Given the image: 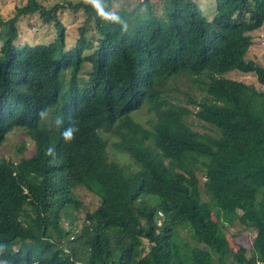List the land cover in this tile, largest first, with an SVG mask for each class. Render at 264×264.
<instances>
[{"label":"trees","instance_id":"16d2710c","mask_svg":"<svg viewBox=\"0 0 264 264\" xmlns=\"http://www.w3.org/2000/svg\"><path fill=\"white\" fill-rule=\"evenodd\" d=\"M164 3L161 17L141 0L132 27L113 0L68 2L85 15L69 51L59 7L0 11V146L16 130L32 143L0 152V264H264V67L245 57L264 0H216L210 21L195 0ZM35 12L58 35L19 49ZM183 77L203 92L188 104ZM214 210L256 231L250 252Z\"/></svg>","mask_w":264,"mask_h":264},{"label":"rangeland","instance_id":"374dc122","mask_svg":"<svg viewBox=\"0 0 264 264\" xmlns=\"http://www.w3.org/2000/svg\"><path fill=\"white\" fill-rule=\"evenodd\" d=\"M46 9H50L54 6L59 7L58 18L63 22L66 32V50H73L77 46V39L80 35L78 28L83 25L85 20V15L82 11L75 12L70 7H68V2H77L79 0H38ZM201 8V12L206 20L210 21L216 13V0H195ZM28 0H0V11L5 19L13 18L16 16V9L18 6L26 5ZM157 15L165 16V3L164 0H151ZM141 0H113V10L112 13L121 17L125 21L129 22L132 27H136L138 23L137 11ZM59 5V6H58ZM20 17V16H19ZM17 22L20 36L16 40V45L21 49L26 44L36 45V44H50L58 35V29L54 21L47 22L45 17H43L39 12H35L32 15L22 16ZM0 29V43L2 36ZM252 36L251 46L246 53L245 57L247 59L257 60L258 63L264 67V23L263 25L250 32ZM95 35V30L92 25L88 26V36L92 38ZM57 58H61V53L56 54ZM86 73V71L84 72ZM226 77L235 78L238 80H243L247 83L254 84L258 88L263 86L258 82L257 77L254 73H245L240 70H231L224 74ZM183 82L181 80L173 81L172 86L174 88H179V92L182 102L189 103V98L187 94H191L196 97L202 96L203 92L200 87H197L193 81H190L183 77ZM139 116L144 118L148 117L146 110L139 113ZM192 125L196 129L207 130L202 128L203 122L197 119L195 116L190 118ZM25 143V152L28 153L31 150V141L24 131L16 130L10 133L0 146V152L5 156L13 159H17L21 153V148ZM84 199L86 204L91 205L90 208L94 207L92 201L94 196L91 192H84ZM213 219H215L219 225L222 227L226 236L228 237L230 244L235 249L240 246H245L248 251L252 249L256 231L254 229L248 228L239 221H233L228 223L224 220L220 210H214L212 213ZM190 242L194 243L190 239Z\"/></svg>","mask_w":264,"mask_h":264},{"label":"clouds","instance_id":"9594fccd","mask_svg":"<svg viewBox=\"0 0 264 264\" xmlns=\"http://www.w3.org/2000/svg\"><path fill=\"white\" fill-rule=\"evenodd\" d=\"M41 115H43V113H41Z\"/></svg>","mask_w":264,"mask_h":264}]
</instances>
